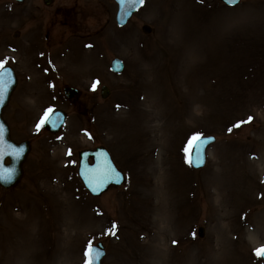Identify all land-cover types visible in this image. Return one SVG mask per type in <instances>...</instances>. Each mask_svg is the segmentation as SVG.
Segmentation results:
<instances>
[{
	"label": "rangeland",
	"instance_id": "obj_1",
	"mask_svg": "<svg viewBox=\"0 0 264 264\" xmlns=\"http://www.w3.org/2000/svg\"><path fill=\"white\" fill-rule=\"evenodd\" d=\"M74 1L41 6L44 40L43 20L38 27L39 17L31 18L42 0H0V60L7 57L18 78L4 116L12 138L31 143L18 185L0 188V264H84L89 241L104 245L101 264H127L160 228L176 264H264L254 254L264 246V0L233 8L219 0H144L121 29L113 0H78L77 18L51 16L57 4L68 9ZM49 19L57 25L48 26ZM69 27L73 45L54 49L55 34ZM28 29L34 44L27 47ZM52 50L65 69L53 60L48 75L53 53L44 51ZM114 58L124 64L119 75L109 70ZM64 86L79 96L67 101ZM102 86L109 89L105 100ZM48 107L67 114L58 134L37 131ZM249 116L250 123L234 127ZM193 134L216 139L201 171L186 163ZM97 146L126 178L99 199L76 173L77 154ZM219 186L233 223L215 204ZM161 206L168 220L158 224Z\"/></svg>",
	"mask_w": 264,
	"mask_h": 264
},
{
	"label": "water",
	"instance_id": "obj_2",
	"mask_svg": "<svg viewBox=\"0 0 264 264\" xmlns=\"http://www.w3.org/2000/svg\"><path fill=\"white\" fill-rule=\"evenodd\" d=\"M18 2H21L23 0H17ZM223 2H225V0H222ZM49 2V0H47V3ZM238 2V0H237ZM115 3H117L118 5V11H117V15H116V21L119 25H123L124 22H126L131 15L137 11V9L140 7L139 4H136L134 7H131L129 3H124L121 4L119 2V0H115ZM226 3V2H225ZM236 4V3H235ZM234 4V5H235ZM233 5V6H234ZM143 33H150V28L147 26H144L142 28ZM112 69L115 72H119L121 70V65L120 63L115 60L112 63ZM4 79H8L7 77H4ZM15 77L13 76L12 73V78L9 80L8 82V87L7 90L3 93V96L0 97V111L2 110V108L7 104L8 98L11 94V90L14 89L16 81L14 80ZM65 92H70V96H72L74 94V92H72V90L70 89H65ZM108 92L105 89L104 92L102 93V97H106L105 95H107ZM56 114L58 115H54L53 119L55 120V126H53L51 123L46 124L45 125V130L52 132V133H56L57 131H59L58 129H60V127L63 124L65 115L61 112V111H55ZM0 130H2L3 133V139L5 141L6 144L8 145H12L18 152L22 149V152H20L19 156L17 157L16 155H5L3 160L0 161V163L3 164L4 168H7L9 170L12 171L13 175H12V180L8 183H4L2 181H0V186L2 188L9 189L14 187L17 182L20 180L21 175H22V170H21V164L24 162L28 151H29V145L27 142H25V144H21V145H15L12 142L9 141L8 136H7V132H6V127L4 126L1 118H0ZM210 138L209 142L207 144L204 145L203 147V152L201 154V157L198 159L196 155H192L191 156V166L195 169H200L205 165L204 163L206 162V158H205V149L208 145H210L212 142L215 141V139L213 137H207ZM3 147V146H0ZM80 157V164H79V176H80V180L83 181L85 187L89 190V192H91V194L93 196H98L106 191L107 188H109V186H117L119 184H121L123 182V178L122 175L119 174L118 172H116L112 162L110 161V158H108L109 156L104 153V152H100V151H96V153H90L88 151L83 152L79 155ZM88 157H93V165H88L87 163V158ZM8 158L10 160V164L9 165H5L4 164V160ZM104 161H107V164L110 166V168L113 170L112 173L109 175V177L104 180L103 183H100L99 181H93V176L95 175V173H93L91 170L92 169H96L98 165L103 164ZM90 181H92L90 183ZM96 188V191L94 192L92 189ZM199 237L203 236V229L199 228L198 229V235ZM101 254L98 256L97 258V262L96 264H99V261L101 260L102 256L104 255L103 251H101ZM262 259L264 260V257H262Z\"/></svg>",
	"mask_w": 264,
	"mask_h": 264
},
{
	"label": "snow or ice",
	"instance_id": "obj_3",
	"mask_svg": "<svg viewBox=\"0 0 264 264\" xmlns=\"http://www.w3.org/2000/svg\"><path fill=\"white\" fill-rule=\"evenodd\" d=\"M121 4L129 3L131 7H134L136 4L143 5L144 0H119ZM225 2L229 5H234L237 3V0H225ZM15 49H13L14 51ZM8 63V58L6 57L4 60H0V97L3 96V93L7 90L8 82L12 78V71L9 68H6L5 65ZM4 77H7L8 79H4ZM99 83V81H94L92 85V90H96V86ZM51 86V85H50ZM54 115H58L55 113V109L52 107H48L44 110L43 115L40 119V121L37 123L36 128L37 131L41 129V127L45 126L46 124L51 123L53 126H55V120L53 119ZM252 117L249 116L246 121H239L237 122L234 127H240L244 123H250L252 121ZM231 131V129H229ZM91 139V136H89ZM210 138H203L202 134H193L189 140L188 144L185 148V158L186 163H189L191 165V156L196 155L199 159L201 157V154L203 152V147L205 144L209 142ZM0 161L3 160L5 155H16L19 156L20 152H22V149L18 152L12 145H8L5 143L3 139V133L2 130H0ZM71 155V151L68 153ZM95 175L93 176V181H99L100 183H103L104 180H106L109 175L112 173V169L107 164V161H104L103 164L98 165L96 169L91 170ZM12 171L4 168L3 164L0 163V181L4 183H8L12 180ZM92 181H90L91 183ZM94 192L96 191V188L94 187L92 189ZM243 218V217H242ZM115 228V225H113V229ZM106 234H114V232H106ZM176 243L175 241L173 242ZM101 254L99 249H95L92 242L89 241L88 245L86 246V249L84 251V264H96L98 256ZM254 254L260 258L264 257V246L255 249Z\"/></svg>",
	"mask_w": 264,
	"mask_h": 264
},
{
	"label": "bare ground",
	"instance_id": "obj_4",
	"mask_svg": "<svg viewBox=\"0 0 264 264\" xmlns=\"http://www.w3.org/2000/svg\"><path fill=\"white\" fill-rule=\"evenodd\" d=\"M151 102H150V105L152 104ZM151 128L153 130H155L156 126H152ZM215 188H216V191H218V193H217L218 197L215 200V202H216L215 204H217L218 209H221L223 211L221 218L224 220L227 219L228 221H230L226 217V215L224 214L225 213V207L222 205L221 200H219V197H222L219 194L221 191L220 190L221 186L215 187ZM230 204L234 205L233 202H231ZM228 207L232 208L230 205ZM160 210L161 211L159 212L158 216L156 217L158 224H161L163 221L168 220V218L165 215L166 214V207L161 206ZM236 213H237V211L234 210V214H236ZM234 222H237L236 216L234 217ZM231 223H233V222H231ZM164 230H165V228H160L161 234L155 233L154 235H152V239H148V242L146 244L140 243L136 249L141 250V251L139 253H137L136 255L134 254L133 257H131L129 259L130 262L127 264H174L172 260H174L175 264H176V262L178 263L179 260L176 259V255L170 256L169 255L170 249L168 248L169 246H167V244H165L163 242V239L165 237L164 235L167 234V232L166 231L164 232ZM134 249H135V247H134ZM139 255H147V257L150 259L143 258V259H141V261H137V256H139ZM153 259H154L155 263H153ZM187 264H193V260H191V258H190V260H188ZM208 264H211V262H209Z\"/></svg>",
	"mask_w": 264,
	"mask_h": 264
},
{
	"label": "flooded vegetation",
	"instance_id": "obj_5",
	"mask_svg": "<svg viewBox=\"0 0 264 264\" xmlns=\"http://www.w3.org/2000/svg\"><path fill=\"white\" fill-rule=\"evenodd\" d=\"M53 1V0H52ZM27 2V0H25V3ZM24 4V3H23ZM41 6H45V4H44V0H42V4L40 5V4H36L35 5V12H34V14L35 15H32L31 16V18L32 19H35V18H38V20H37V23H38V27H39V25L42 23V20H43V25H44V40H48L49 39V31L47 32L46 31V28H47V22H45V17H44V9H43V7H41ZM78 0H75L74 2H73V4H72V6L71 7H69L68 9H63V6H61L60 4H57L56 5V7L53 9V11H52V13H51V16L53 15V16H56V17H58L59 15H61L62 14V12L65 14L64 16H69V17H73V18H77V16H78ZM26 22H30V20H28V19H26L25 18V23ZM33 22V21H32ZM34 23V22H33ZM55 26V25H57V22L56 21H53V20H51V19H49V24H48V26ZM67 25H68V22H63L62 23V26H64V27H67ZM68 32H69V34L68 35H71V32H72V30H71V28L69 27L68 28ZM29 33H30V30L28 29V31L26 32V36H25V44H26V46L28 47L29 45H30V43H32V45L34 44V41H32L29 37H30V35H29ZM0 36L1 37H3V34L1 33L0 34ZM67 35H66V33H58V34H55V37H56V41L54 40V44H55V46H60L61 45V41H62V39L64 38V37H66ZM6 42V41H5ZM9 46V45H8ZM11 66V65H10ZM79 94V93H78ZM77 94V95H78ZM5 120V122L8 124V128H9V136H10V138L12 137V131H11V126H10V124H9V122H7V121H9V119H7V118H5L4 119Z\"/></svg>",
	"mask_w": 264,
	"mask_h": 264
}]
</instances>
